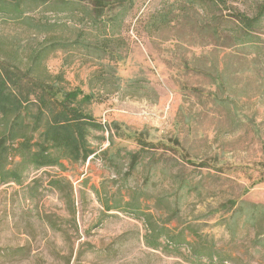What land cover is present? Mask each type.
<instances>
[{
  "label": "rangeland",
  "instance_id": "obj_1",
  "mask_svg": "<svg viewBox=\"0 0 264 264\" xmlns=\"http://www.w3.org/2000/svg\"><path fill=\"white\" fill-rule=\"evenodd\" d=\"M102 1L126 13L96 21L95 0H0L2 77L21 98L53 88L42 111L22 108L38 126L30 147L0 142V264H264V219L248 225L241 205L264 206V0ZM165 12L171 22L148 32ZM113 34L117 60L113 45L102 59L84 47ZM56 89L92 94L79 106L89 155L44 165L47 121L76 116Z\"/></svg>",
  "mask_w": 264,
  "mask_h": 264
},
{
  "label": "trees",
  "instance_id": "obj_2",
  "mask_svg": "<svg viewBox=\"0 0 264 264\" xmlns=\"http://www.w3.org/2000/svg\"><path fill=\"white\" fill-rule=\"evenodd\" d=\"M129 2V0H125V2ZM211 3L214 0H208ZM132 2L130 1L127 4L128 10L132 6ZM104 6L102 0H95V2L92 4V9H88L90 12H88L91 17L94 20L105 19L107 20H117L121 19L122 16L126 13L123 9L122 12H113L114 8H111L108 11H112L110 14L106 15V12L104 11ZM123 7V6H122ZM79 9V7H78ZM85 11V10H83ZM13 14H17V11ZM107 17V18H106ZM236 24L237 26H242L246 32H249L253 28V24H255L254 19H246L243 17V15H238L236 17ZM171 20L168 17V12L162 13L159 16H156V18H153L150 22L147 23L146 29L148 32L154 33L158 29L166 26L168 23H170ZM113 38H104L100 40H95L94 42H91L89 45L84 46L87 48V50H91L93 54H95V58L102 59V57L98 53L101 51H106L108 47L113 45V56L115 57V60L120 58L119 50L122 47V42L120 38H117L115 34L112 35ZM119 37V36H118ZM110 61H114V58H108ZM115 72L113 71V68L107 67L101 68L99 71H95L93 74V80L94 81H101V82H107L109 79V75H113ZM6 78L2 77L1 71H0V129H3L0 134V142L2 141L4 145L6 144H12L16 141V149L22 150L25 148L30 147V143L33 140V134L29 132H33L36 128H38L37 123L35 122L34 125L31 127L30 124L26 121L27 119V113L25 115L21 114L23 106H30L34 105L36 103L38 105V108L45 109L44 106H46V100L49 98L45 96L47 95L48 91L52 92L51 87H43L42 90L43 93H45L43 96H37L33 95L32 91H34L33 88L29 87L28 95L21 98V96L16 93V89L14 87V80L12 79V74L5 73ZM119 78L116 76V78H112L111 85H116L114 88L118 89L120 86L117 84L119 82ZM130 81V80H129ZM137 80H131L130 83H135ZM115 83V84H113ZM102 86V85H101ZM41 90V88H40ZM41 93V92H39ZM60 93L62 96L63 106H65L67 109H69L68 104H72V111L76 114L74 119H69L68 122H64L65 120L59 121L60 124H58V121L56 120H48L47 125L45 126V133L41 134L42 139L40 142H37L35 145L38 147V156L41 159V163L44 165H52L54 164L61 156H66L67 158L72 159H78L79 155L82 156V160L86 158V156L89 155V151H86L85 149L81 148V142L84 136L83 131V124L86 123L90 117L89 115L83 111L79 106H81L84 102H89V99L92 97V94H88V96H84L82 94V90H57L55 91V94ZM81 93L83 95L81 99L78 98V94ZM54 94V95H55ZM42 95V94H41ZM53 93H51V96ZM34 97L33 99H30V97ZM30 99V100H29ZM67 102V105H64V103ZM78 103V104H77ZM77 104V105H76ZM36 105V106H37ZM42 111V110H41ZM29 112V111H28ZM71 112V110H70ZM68 112V114L70 113ZM68 123V124H66ZM2 127V128H1ZM29 132L27 130L29 129ZM47 128V131H46ZM22 130V131H21ZM51 149H54L59 154L55 155L53 152H51ZM246 205L245 209V223L248 225H255V219L256 217L260 218L261 220L264 219V206H258L257 204H241ZM242 206V207H243Z\"/></svg>",
  "mask_w": 264,
  "mask_h": 264
},
{
  "label": "built area",
  "instance_id": "obj_3",
  "mask_svg": "<svg viewBox=\"0 0 264 264\" xmlns=\"http://www.w3.org/2000/svg\"><path fill=\"white\" fill-rule=\"evenodd\" d=\"M136 39V37H134Z\"/></svg>",
  "mask_w": 264,
  "mask_h": 264
},
{
  "label": "crops",
  "instance_id": "obj_4",
  "mask_svg": "<svg viewBox=\"0 0 264 264\" xmlns=\"http://www.w3.org/2000/svg\"><path fill=\"white\" fill-rule=\"evenodd\" d=\"M81 90H83V89H81Z\"/></svg>",
  "mask_w": 264,
  "mask_h": 264
}]
</instances>
